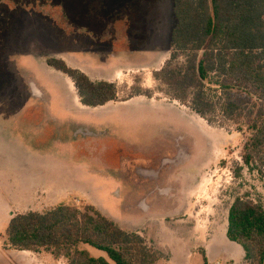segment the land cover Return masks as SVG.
Instances as JSON below:
<instances>
[{
  "label": "rangeland",
  "instance_id": "obj_1",
  "mask_svg": "<svg viewBox=\"0 0 264 264\" xmlns=\"http://www.w3.org/2000/svg\"><path fill=\"white\" fill-rule=\"evenodd\" d=\"M175 24L172 0H0V248L8 211L93 205L142 236L158 264H204L207 246L215 264H233L218 256L233 244L229 208L237 197L264 208V178L235 177L250 134L221 116L214 86L212 125L167 104L153 73ZM49 58L111 81L118 102L154 99L84 107Z\"/></svg>",
  "mask_w": 264,
  "mask_h": 264
},
{
  "label": "trees",
  "instance_id": "obj_2",
  "mask_svg": "<svg viewBox=\"0 0 264 264\" xmlns=\"http://www.w3.org/2000/svg\"><path fill=\"white\" fill-rule=\"evenodd\" d=\"M172 1L176 24L170 58L153 73L154 80L166 87L171 100L209 125L217 108L207 91L214 86L221 116L250 134L242 148L244 167H237L235 177L247 168L264 178V0ZM181 57L183 63L177 62ZM46 65L71 80L82 106L99 108L117 101L114 83L93 81L60 58H49ZM145 92L134 96L150 98ZM6 238L9 249L44 250L66 264H158L160 260L142 236L124 231L93 205L78 209L61 204L43 214L15 215ZM226 238L243 249L245 264H264L263 206L235 198L228 211ZM85 247L105 257H94ZM203 260L208 264L205 255Z\"/></svg>",
  "mask_w": 264,
  "mask_h": 264
},
{
  "label": "crops",
  "instance_id": "obj_3",
  "mask_svg": "<svg viewBox=\"0 0 264 264\" xmlns=\"http://www.w3.org/2000/svg\"><path fill=\"white\" fill-rule=\"evenodd\" d=\"M142 97L143 96L134 97V98H132V99H130L128 101L130 102V101H132L134 99H138V98H142ZM148 99H154V98H148ZM128 101H125V102H122V101H119L118 102L117 101V102H111V103L118 104V103H126ZM111 103H109V104H111ZM167 104L170 105L172 108H187L185 106H182L180 104H177L176 101H173V102L169 101V102H167ZM99 108H101V107H99ZM8 213L9 214H7V216H5V220H2L1 223L4 224L7 221L10 222V220L12 219V217L15 216V213H14V216L11 215V212L10 211H8ZM2 238H3V241H4L5 247L4 248H0V255H2V257H4V259H6L9 264H66V261L64 259H62V258L56 259V258H54L52 256V254H50V253H48V252H46L44 250H40L37 253H33V252H30V251H17V250H13V249L7 248L6 247V242H7L6 231L4 233V237H2ZM230 245H231V251L229 253H223L224 255L223 254L218 255L219 258L224 256V258H229V260L233 264H244L245 262H244V252H243V249L239 245H237L235 243L230 244ZM85 248L90 253L92 251H94L95 253H98V254H101L102 255V256H99V257H105V254L102 253V252H100V251H97V250L92 249V248H89V247H85ZM205 252H206V256H207L208 263L209 264H215V262H216L217 259L215 260L214 259L215 257H213L212 246H211V248H210V246H207L205 248ZM94 257H96V256H94Z\"/></svg>",
  "mask_w": 264,
  "mask_h": 264
}]
</instances>
